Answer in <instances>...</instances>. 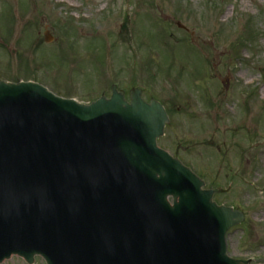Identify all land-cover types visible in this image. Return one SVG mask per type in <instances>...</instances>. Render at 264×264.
<instances>
[{
    "label": "rangeland",
    "instance_id": "1",
    "mask_svg": "<svg viewBox=\"0 0 264 264\" xmlns=\"http://www.w3.org/2000/svg\"><path fill=\"white\" fill-rule=\"evenodd\" d=\"M0 81L159 102L157 146L244 215L227 255L264 264V0H0Z\"/></svg>",
    "mask_w": 264,
    "mask_h": 264
},
{
    "label": "water",
    "instance_id": "2",
    "mask_svg": "<svg viewBox=\"0 0 264 264\" xmlns=\"http://www.w3.org/2000/svg\"><path fill=\"white\" fill-rule=\"evenodd\" d=\"M167 123L139 89L80 105L0 81V263L248 264L225 243L244 215L157 147Z\"/></svg>",
    "mask_w": 264,
    "mask_h": 264
},
{
    "label": "bare ground",
    "instance_id": "3",
    "mask_svg": "<svg viewBox=\"0 0 264 264\" xmlns=\"http://www.w3.org/2000/svg\"><path fill=\"white\" fill-rule=\"evenodd\" d=\"M36 199H37V202H38V203H41V202H43V198H41V196H40V197H39V196H37V198H36Z\"/></svg>",
    "mask_w": 264,
    "mask_h": 264
},
{
    "label": "flooded vegetation",
    "instance_id": "4",
    "mask_svg": "<svg viewBox=\"0 0 264 264\" xmlns=\"http://www.w3.org/2000/svg\"><path fill=\"white\" fill-rule=\"evenodd\" d=\"M36 258H34V260H35ZM34 263V262H33Z\"/></svg>",
    "mask_w": 264,
    "mask_h": 264
}]
</instances>
